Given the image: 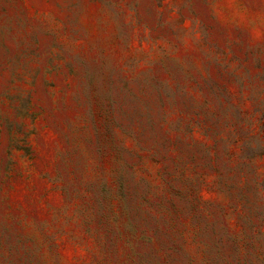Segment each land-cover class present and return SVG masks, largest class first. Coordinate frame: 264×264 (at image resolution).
Instances as JSON below:
<instances>
[{"label":"rangeland","instance_id":"1","mask_svg":"<svg viewBox=\"0 0 264 264\" xmlns=\"http://www.w3.org/2000/svg\"><path fill=\"white\" fill-rule=\"evenodd\" d=\"M0 264H264V0H0Z\"/></svg>","mask_w":264,"mask_h":264}]
</instances>
